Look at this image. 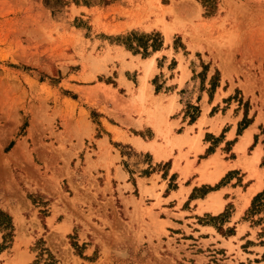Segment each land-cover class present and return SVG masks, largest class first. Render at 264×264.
<instances>
[{"label": "rangeland", "instance_id": "374dc122", "mask_svg": "<svg viewBox=\"0 0 264 264\" xmlns=\"http://www.w3.org/2000/svg\"><path fill=\"white\" fill-rule=\"evenodd\" d=\"M119 23L156 31L115 35ZM161 31L199 61L183 93L225 97L264 135V0H0V212L11 224H0V264H239L222 239L197 241L192 221L167 233L159 199L149 204L158 194L110 175L102 155L103 105L119 97L105 77L113 45L157 49ZM109 143L127 172H145L147 155ZM149 185L162 188L155 176ZM230 209L201 220L220 233Z\"/></svg>", "mask_w": 264, "mask_h": 264}, {"label": "crops", "instance_id": "0c3cea01", "mask_svg": "<svg viewBox=\"0 0 264 264\" xmlns=\"http://www.w3.org/2000/svg\"><path fill=\"white\" fill-rule=\"evenodd\" d=\"M131 31L156 30L124 28L119 23L115 35ZM162 34L164 38L157 49L140 48L134 43L133 50L121 44L113 45L115 63L105 77L113 81L110 86L117 85L119 97L113 104L103 105L111 116L101 117L104 123L100 121L101 135L97 139L104 158L112 160L109 173L125 181L133 177L137 192L140 194L141 189L147 192L143 196L158 194L149 204L159 199L158 207L153 206L152 212L167 225V233L172 234L170 229L181 224L187 226L192 221L195 229L190 232L197 241H208L207 247L211 245L210 239L220 238L233 247L232 254L238 252L242 256L239 264H264V135H260L263 123L250 121L241 126L242 113L235 115L234 108H225V97L214 100L206 90L183 93L193 74L201 70L199 61L197 68L192 59L185 61L186 49L173 46V35L167 38ZM143 51L146 55L141 54ZM103 58L109 57L105 54ZM178 58L183 59L181 63ZM194 108L195 115L190 117ZM109 140L127 146L134 153L147 155L145 172H127L123 161L130 159L113 148ZM106 146L112 151L107 153ZM224 147L228 150L223 157ZM163 166L162 173L158 167ZM229 174L228 181L219 185ZM153 176L162 183L160 191L150 190ZM259 196V206L252 209L253 199ZM228 205L231 209L221 222L220 233L214 225L201 220L219 217ZM28 253L27 249L25 254Z\"/></svg>", "mask_w": 264, "mask_h": 264}, {"label": "trees", "instance_id": "16d2710c", "mask_svg": "<svg viewBox=\"0 0 264 264\" xmlns=\"http://www.w3.org/2000/svg\"><path fill=\"white\" fill-rule=\"evenodd\" d=\"M256 198V197H255ZM254 200V199H253ZM0 224L4 229H8V231L11 230V224H10V219L4 215L3 213L0 212ZM5 238H2V240L4 241ZM10 241V240H9ZM5 245V244H4ZM1 246L0 247V251H2L3 249L6 248L7 245L5 246Z\"/></svg>", "mask_w": 264, "mask_h": 264}]
</instances>
